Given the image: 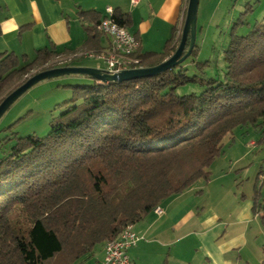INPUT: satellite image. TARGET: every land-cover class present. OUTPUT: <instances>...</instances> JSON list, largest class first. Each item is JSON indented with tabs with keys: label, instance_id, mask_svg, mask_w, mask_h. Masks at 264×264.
<instances>
[{
	"label": "trees",
	"instance_id": "trees-1",
	"mask_svg": "<svg viewBox=\"0 0 264 264\" xmlns=\"http://www.w3.org/2000/svg\"><path fill=\"white\" fill-rule=\"evenodd\" d=\"M245 14L231 28L222 80L205 79L207 62L195 60L199 74L193 76L184 62L152 78L123 82L64 76L91 81L69 86L72 97L45 137H16L0 158V264H80L167 199L199 180L208 182L232 130L256 125L264 139V17L238 36ZM78 16L93 23L85 29L84 50H95L101 19L92 11ZM113 18L125 28L130 24L128 15L114 11ZM173 39L163 53L138 50L140 66L172 56ZM197 53L195 43L189 57ZM73 54L54 45L36 50L32 60L0 53V102L32 73L56 68L60 58V67L77 66L82 58ZM190 84L202 92L176 94ZM18 216L26 227L17 225Z\"/></svg>",
	"mask_w": 264,
	"mask_h": 264
},
{
	"label": "crops",
	"instance_id": "crops-1",
	"mask_svg": "<svg viewBox=\"0 0 264 264\" xmlns=\"http://www.w3.org/2000/svg\"><path fill=\"white\" fill-rule=\"evenodd\" d=\"M187 3L188 0H140L136 5H131L130 0H0V53L32 60L36 50L50 45L58 52L68 50L73 55L104 53L111 41L102 34L98 35L95 50H84L85 29L93 23L81 20L78 12L92 11L101 19L106 7L129 16L127 30L137 38L140 53H163L173 34L170 48L175 49L180 41ZM94 59L104 64L102 59ZM223 170L201 187L194 188V184L167 199L160 206L162 214L152 211L133 225L140 241L128 252L132 264H250L242 252L249 243L250 225L257 223L262 213L248 196L239 198L236 191H225L224 185L236 180L231 181L229 172ZM219 181L222 183L218 188H213ZM103 249L104 244L97 245L80 264L100 262Z\"/></svg>",
	"mask_w": 264,
	"mask_h": 264
},
{
	"label": "rangeland",
	"instance_id": "rangeland-1",
	"mask_svg": "<svg viewBox=\"0 0 264 264\" xmlns=\"http://www.w3.org/2000/svg\"><path fill=\"white\" fill-rule=\"evenodd\" d=\"M197 12L196 57H188L183 63L188 76L198 75L195 62H207L202 76L205 79L222 80L226 72L223 53L226 49L230 31L238 16L244 15V23L238 26L235 34L245 36L250 29L262 21L264 17V0H199ZM65 64L64 58L54 63L57 67ZM78 65L97 66L104 64L96 59H84L75 62ZM41 72V71H39ZM34 73H32L33 75ZM31 75V76H32ZM91 80L77 77H60L42 81L24 93L6 113L0 117V158L7 156L15 143L16 137H45L52 122H57L59 114L64 111L62 104L72 97L70 85L89 84ZM202 89L190 84L176 90L179 96L190 93L199 94ZM9 138V140H5ZM238 161V162H237ZM210 178L217 174L229 172L230 180L226 183L225 191H232L241 198L248 196L255 202V209L262 216L250 225L247 238L248 246L243 250L244 258L250 264H264V139L262 131L256 125L247 124L232 130L231 134L222 141L221 154L214 160ZM201 183V184H200ZM194 188L201 187L203 180ZM221 181L215 182L213 188H218ZM18 216L17 225L24 228L26 221Z\"/></svg>",
	"mask_w": 264,
	"mask_h": 264
},
{
	"label": "built area",
	"instance_id": "built-area-1",
	"mask_svg": "<svg viewBox=\"0 0 264 264\" xmlns=\"http://www.w3.org/2000/svg\"><path fill=\"white\" fill-rule=\"evenodd\" d=\"M140 0H130L131 5H136ZM114 11L111 7L105 8V15L96 27L102 35L110 38V47L104 53L85 52L73 55L75 58L102 59L105 71L116 74L123 70L142 68L140 60L135 56L139 50V44L135 36L127 28L119 25L113 18ZM153 212L162 214L164 211L159 206ZM120 234L113 240L104 244L103 257L96 264H132L129 250L137 245L140 237L133 230V225L121 229Z\"/></svg>",
	"mask_w": 264,
	"mask_h": 264
},
{
	"label": "water",
	"instance_id": "water-1",
	"mask_svg": "<svg viewBox=\"0 0 264 264\" xmlns=\"http://www.w3.org/2000/svg\"><path fill=\"white\" fill-rule=\"evenodd\" d=\"M197 5H199V0H188L180 41L175 48V51L172 53V56L165 59L162 63L149 68L123 70L116 74H109L107 71L98 68L78 66L56 67L53 69L44 70L27 77V79L22 84H20L12 92L4 97V99L0 102V117H2L6 111L16 101H18V99L24 93L27 92V90L45 80H51L69 75H82L100 83L123 82L135 79L152 78L159 75V73L161 74L164 71H167L183 63L186 59H188L187 57L191 55L196 42V18L198 12ZM188 39L189 44H187L188 47L186 49L185 44L187 43Z\"/></svg>",
	"mask_w": 264,
	"mask_h": 264
}]
</instances>
